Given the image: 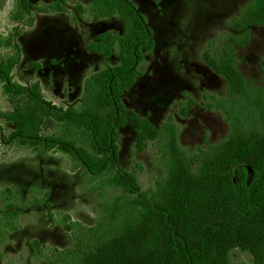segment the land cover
I'll return each instance as SVG.
<instances>
[{
    "label": "rangeland",
    "instance_id": "obj_1",
    "mask_svg": "<svg viewBox=\"0 0 264 264\" xmlns=\"http://www.w3.org/2000/svg\"><path fill=\"white\" fill-rule=\"evenodd\" d=\"M24 1L28 12L22 10L23 0H0V61L18 53L20 61L12 71L15 82L23 86L38 83L44 100L57 108H78L85 80L118 64L116 45L108 57L87 53L86 45L101 32L121 33L123 22L116 16H95L90 0H66L63 12L53 11L50 0ZM132 2L152 30L154 47L137 65L136 81L123 94L122 103L158 130L157 137L137 151V133L132 127L126 124L118 129V168L134 174L135 188L107 186L103 178H93L81 167L73 169L64 153L19 144L13 139V125L0 116V229L4 231L0 264H54L51 251L73 247L69 233L61 226L64 214L91 227L113 199L124 202L141 194L151 196L167 187L171 174L179 170L194 176L206 148L230 134L231 114L240 117V127L257 124L258 133L264 136V26L250 25L244 44L231 42L234 37L245 38L233 21L251 0ZM228 44L233 47L244 82L249 89L259 91L261 99L255 93L250 99L231 97L225 80L203 61V52L217 57V51ZM11 108L0 83V115ZM166 123L173 129L177 149L188 165L182 163L179 168L178 161L172 160L167 144L170 133L163 128ZM61 127L47 118L41 137L59 133ZM5 188L11 191L10 202L19 206L43 194L46 197L41 206L24 211L13 228L5 227ZM189 196L200 220L215 210L209 207V200L218 204L217 197H211L197 184L192 185ZM47 211L52 222L46 217ZM173 221L185 237L195 238L196 228L179 218ZM234 241L236 245L227 250L228 264H255L246 246L264 251V239L241 235Z\"/></svg>",
    "mask_w": 264,
    "mask_h": 264
},
{
    "label": "trees",
    "instance_id": "obj_2",
    "mask_svg": "<svg viewBox=\"0 0 264 264\" xmlns=\"http://www.w3.org/2000/svg\"><path fill=\"white\" fill-rule=\"evenodd\" d=\"M50 1L53 11H65L66 0ZM22 3V10L28 12L27 3L24 0ZM90 4L91 12L99 18L118 17L123 30L101 32L86 45V51L108 57L116 45L118 64L85 80L78 108L61 109L44 100L38 83L23 86L14 81L12 71L20 61L15 53L0 61L2 91L12 106L0 116L13 125V139L19 144L44 146L64 153L73 169L81 167L93 178H103L107 186L135 188L134 174L118 168V129L126 124L132 127L137 133V151H142L158 135L147 118L122 103L123 94L136 81L137 65L154 47L153 33L132 0H90ZM250 25L264 26V0H251L241 10L233 26L243 31L245 38L234 37L231 42L246 43ZM202 59L225 80L231 97L250 99L255 93L261 99L260 92L249 89L244 82L231 44L218 50L217 57L203 52ZM262 69L264 72V61ZM231 117L230 134L206 148L194 176L179 170L180 173L171 174L167 187L159 188L151 196L141 194L124 202L113 199L104 206L101 219L91 227L64 214L61 226L69 233L73 247L51 251L54 264H228L227 250L236 245L237 236L264 239V136L258 133L257 124L240 127L237 123L240 117L236 118V114ZM47 118L60 123L61 131L41 137V127ZM163 128L170 133L167 144L172 160L178 161L179 168L182 163L188 165L187 158L177 149L171 126L166 123ZM191 184L218 198L217 205L209 200V207L215 210L203 215L201 220L189 196ZM2 194L7 208L3 213L5 227L10 228L24 211L41 206L46 197L43 194L19 206L10 202L9 188L3 189ZM46 217L52 222L50 211ZM174 218L196 228L195 238L180 233ZM3 233L0 229V242ZM33 244L37 246L35 241ZM246 250L255 258V264H264V251L259 247L246 246ZM1 260L0 255V263Z\"/></svg>",
    "mask_w": 264,
    "mask_h": 264
}]
</instances>
